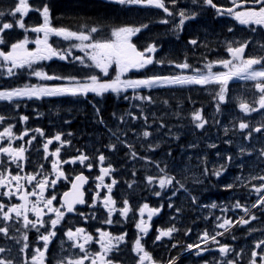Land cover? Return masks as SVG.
Segmentation results:
<instances>
[{
	"label": "flooded vegetation",
	"instance_id": "1",
	"mask_svg": "<svg viewBox=\"0 0 264 264\" xmlns=\"http://www.w3.org/2000/svg\"><path fill=\"white\" fill-rule=\"evenodd\" d=\"M165 1L147 0L145 54L153 98L166 97L154 88L153 74L175 70L181 63L183 42L191 43L189 51L205 48L204 60L190 57L187 61L194 71L204 67L209 72L215 68L216 54L208 39L217 30L225 36L242 21L264 32V3L226 14L207 11L210 2L205 0L201 13L205 21L189 20L176 28L175 21H168ZM220 1L212 0L224 7L260 0ZM132 37V33L119 35L123 51ZM226 55L233 58V52ZM127 63L124 56L120 64ZM254 97L264 113V86ZM44 98L6 99V107L0 108V227L9 256L3 264H59L63 241L69 258L64 261L69 264H264V194L259 197L264 176L257 178L260 186L254 189L245 173H217L210 165L212 157H195L186 163L179 157L151 156L144 165L157 173L138 172L123 156L107 151L115 148V140L96 137L104 130L90 123L88 108L75 122L68 118L45 125L43 116L49 108ZM186 164L194 166L195 177L178 172ZM75 191L83 193L85 204L69 214L64 198Z\"/></svg>",
	"mask_w": 264,
	"mask_h": 264
},
{
	"label": "rangeland",
	"instance_id": "2",
	"mask_svg": "<svg viewBox=\"0 0 264 264\" xmlns=\"http://www.w3.org/2000/svg\"><path fill=\"white\" fill-rule=\"evenodd\" d=\"M184 1L169 0L170 5H177L181 18L175 20L176 28L183 22L189 21L196 10L202 9L201 4L204 3L203 0H192L193 4L190 3L191 0ZM6 3L13 5L15 15L19 6H23V9L30 7L31 10L29 13L21 11L22 14L19 16L22 22H19L18 29L21 28L25 34L24 40L20 42L10 41L4 37L10 26L0 22V82L24 81L21 87L0 89V108L6 107V99L12 101L28 96H45L44 100L61 98L60 101L48 103L47 112L50 115L48 123L54 120L63 121L60 117L62 114L68 118H78L80 112L88 108L90 123H97L105 130L106 142L110 139L116 140L115 148L107 151L126 157L128 166L133 163L138 168V172L157 173L145 167L144 161L147 159L134 153L136 146L145 144L151 152L150 156L166 157L178 151L180 147L178 141L185 143L189 141L185 145L188 146L185 148L186 159L181 161L188 163L195 157H213L216 160L212 159L210 165L217 173L232 172V170L234 174H238L235 176L245 173L243 176L248 179L250 186L259 189L260 183L257 178L264 176V115L258 113L254 95L261 87L259 79L264 77V65L258 64L260 60H264V36L258 30L254 28L251 34L247 35L243 29L240 31L232 29L234 32L224 37L222 29H219L214 37H209L208 45L212 44L221 51L218 52V59L223 60L227 67L231 68L233 76L229 74V68L225 65L213 68L207 74L202 69L196 70L194 75L183 73L182 71L188 68L187 64L189 65L186 59L189 55V47L183 44L180 48L183 58L175 70L166 69L165 72L153 74L154 88L170 85L172 86L170 90H176L175 94L166 98L165 109L169 108L170 112L163 113L158 112L161 108L158 101L149 94L145 95V92H148V84L151 83V80H148L145 62L131 69H137L136 79H129L126 75L121 77L119 67H114V62L121 63L124 59L123 51L118 44L120 34L129 36L132 33L133 37L126 42L136 43L137 40L138 45L144 48L146 46L145 3L139 0L123 5L126 12L134 16V25L119 31L113 40L103 38L99 41L97 40L101 35L96 29L89 33L68 32L59 38L55 36L52 33L50 12L41 7L38 0H6ZM33 16L43 21L32 26L28 21ZM168 21L173 22L170 19ZM27 33L34 38L28 39ZM19 44L22 47H18ZM241 47L250 48L245 58L235 56L236 51ZM227 51L233 52V58L226 57ZM117 52L120 55H117ZM251 61H255L258 65L249 68L248 63ZM49 66L56 68L55 71L49 72L46 69ZM59 73L66 76L61 77ZM173 74L178 76L173 77ZM202 75L214 77L217 81L214 84L207 83L203 85L205 88H202L196 85L198 79L193 77ZM244 76L255 79L244 80L242 79ZM230 77L232 80L225 81ZM178 90L184 92L179 95ZM109 99H112L113 107L107 111L105 118L103 109L108 108ZM67 102L69 105L66 104ZM14 106L17 105L10 108ZM204 106L206 108L202 109ZM76 111V116H73ZM183 116L185 125L181 126L179 119ZM211 119L215 120L212 122ZM101 135V131L96 132V137ZM222 141L223 148L220 147ZM215 149L217 152L211 153ZM190 166L186 164L185 170L178 172H185L188 175H185L186 178L195 177L197 171L193 169V165ZM241 169L245 171L237 173V170ZM263 194L264 189L259 193V197ZM1 206L0 199V220ZM2 245L0 242V264L7 259ZM64 247L63 241V245L59 246L61 255L59 264H69V261H64L69 259L68 256L63 255Z\"/></svg>",
	"mask_w": 264,
	"mask_h": 264
},
{
	"label": "trees",
	"instance_id": "3",
	"mask_svg": "<svg viewBox=\"0 0 264 264\" xmlns=\"http://www.w3.org/2000/svg\"><path fill=\"white\" fill-rule=\"evenodd\" d=\"M38 3L51 12V18H53L52 25L55 29L77 34L89 33L96 29L101 35L100 39L97 41L103 40V38H105V40H107V38L113 40V35L118 29L131 27L135 22V18H129L130 15L128 16V12H126L125 8L108 0H38ZM207 11L213 12L212 9H208ZM13 13V5H8L6 0L5 2L4 0H0V22L1 24H7L12 29L11 30L9 27L4 37L8 38L10 41L20 42L24 40L25 34L22 29H18L19 22L21 21L19 12L17 11L16 15ZM42 21L43 20L36 19L33 16L28 23L33 26L40 24ZM27 35L30 40L34 38L31 34L29 35V33H27ZM59 75L61 77L66 76L63 73H59ZM23 83L24 81L0 82V89L18 88L21 87ZM148 94L149 92H145V95ZM198 98L203 100V97ZM108 101H110L108 108L103 109L105 110V118L107 111L111 110L113 107L112 99ZM159 103L161 105L166 104V100L159 101ZM83 116H85V114H83ZM83 119L82 117V120ZM137 152L141 155L148 154L146 149L140 146L137 147Z\"/></svg>",
	"mask_w": 264,
	"mask_h": 264
},
{
	"label": "water",
	"instance_id": "4",
	"mask_svg": "<svg viewBox=\"0 0 264 264\" xmlns=\"http://www.w3.org/2000/svg\"><path fill=\"white\" fill-rule=\"evenodd\" d=\"M264 2V0H260L259 3L257 4H254V5H261L262 3ZM246 4H239V5H236L234 6L233 8L231 9H222V8H218L220 10H224V11H227V12H234L236 10H238L240 7H243L245 6ZM126 52L127 54H131L132 55V65L135 66V65H138V64H141L144 60L143 58V55L142 53L139 52V50L137 49L136 45H129L126 49ZM245 54V50L243 49H239L236 53V55L238 57H243ZM73 196H77L78 199L73 202L72 201V197ZM84 198V195L83 193H80V192H74V193H68L65 198H64V201H65V204L67 205V207L69 208V211H72V207H76V206H79V205H82L84 202L83 200Z\"/></svg>",
	"mask_w": 264,
	"mask_h": 264
},
{
	"label": "bare ground",
	"instance_id": "5",
	"mask_svg": "<svg viewBox=\"0 0 264 264\" xmlns=\"http://www.w3.org/2000/svg\"><path fill=\"white\" fill-rule=\"evenodd\" d=\"M176 1H177V0H176ZM183 1H184V0H183ZM189 1H190V0H189ZM203 1H204V0H203ZM216 1H217V0H216ZM219 1H220V0H219ZM2 2H3V1H2ZM184 2H185V1H184ZM197 2H198V1H197ZM220 2H221V1H220ZM174 3H175V2H174ZM176 3H178V2H176ZM179 3H180V2H179ZM190 3L193 4V1L191 0ZM192 4H191V6H192ZM195 4H196V3H195ZM195 4H194V5H195ZM206 4H207V3H206ZM196 5H197V4H196ZM198 5L200 6V3H199ZM201 5H203V2H202ZM110 6H111V5H110ZM111 7H112V6H111ZM193 7H194V6H193ZM200 7H201V6H200ZM98 8H99V7H98ZM120 8H121V7H120ZM180 8H181V7H180ZM194 8H195V7H194ZM108 9H109V8H108ZM92 11H93V10H92ZM92 11H91V12H92ZM112 11H113V10H112ZM100 12H101V11H100ZM154 12H155V11H154ZM143 13H144V12H143ZM129 14H130V13H129ZM129 14H128V16H129ZM158 14H159V13H158ZM131 15H132V14H131ZM131 15H130V16H131ZM155 15H156V14H155ZM84 16H85V15H84ZM130 16H129V18H133V19H134V17H130ZM93 17H94V16H93ZM104 17H105V16H104ZM142 17H143V16H142ZM142 17H141V18H142ZM153 17H154V14H153ZM151 18H152V17H151ZM162 18H163V17H162ZM85 19H86V18H85ZM98 19H99V18H98ZM138 19H139V18H138ZM163 19H164V18H163ZM86 20H87V19H86ZM141 20H142V19H141ZM141 20H140V22H142ZM125 21H126V20H125ZM144 21H145V20H144ZM138 22H139V21H138ZM162 22H163V21H162ZM139 24H140V23H139ZM139 24H138V25H139ZM94 26H95V25H94ZM151 26H152V25H151ZM154 29H155V28H154ZM164 29H165V28H164ZM167 29H168V28H167ZM161 30H162V29H161ZM152 31H153V30H152ZM157 32H158V31H157ZM151 33H152V32H151ZM162 34H163V32H162ZM156 36H157V35H156ZM148 38H149V37H148ZM150 39H152V38H150ZM162 39H163V38H162ZM148 40H149V39H148ZM158 40H160V39H158ZM166 40H167V39H166ZM167 49H168V48H167ZM170 49H171V48H170ZM172 52H173V51H172ZM162 53H163V52H162ZM167 53H168V52H167ZM166 55H167V54H166ZM165 57H166V56H165ZM169 57H170V56H169ZM171 57H172V55H171ZM166 58H167V57H166ZM173 62H174V61H173ZM175 62H176V61H175ZM245 77H246V76H244V78H245ZM250 77H251V76H250ZM214 91H215V90H214ZM199 92H200V91H199ZM206 92H207V91H206ZM206 94H207V93H206ZM203 95H204V94H203ZM207 95L209 96L210 94H207ZM211 95H212V94H211ZM215 95H216V94H215ZM205 96H206V95H205ZM189 97H190V96H189ZM189 97H188V98H189ZM193 97H195V96H192V98H193ZM210 97H211V96H210ZM214 97H215V96H214ZM203 99H204V98H203ZM205 99H206V97H205ZM211 99H212V98H211ZM213 99H214V98H213ZM215 99H216V98H215ZM192 100H193V99H192ZM208 100H209V99H208ZM184 101H185V99H184ZM188 102H189V101H188ZM191 103H192V102H191ZM194 103H195V102H194ZM196 103H197V102H196ZM184 104H185V103H184ZM213 104H214V103H213ZM200 105H201V104H200ZM208 106H209V105H208ZM208 106H207V107H208ZM212 107H213V106H212ZM204 108H206V107L204 106L202 109H204ZM208 112H209V111H208ZM212 113H213V112H212ZM184 114H186V113L184 112ZM208 115H209V114H208ZM217 115H218V114H217ZM219 115H220V114H219ZM181 116H182V115H181ZM214 116H215V115H214ZM186 117H187V116H186ZM218 117H219V116H218ZM188 118H189V117H188ZM191 118H192V117H191ZM216 118H217V117H216ZM205 119H206V118H205ZM106 120H107V119H106ZM211 120H212V119H211ZM213 120H215V119H213ZM213 120H212V122H213ZM189 121H190V120H189ZM192 121H194V120L192 119ZM218 121H219V120H218ZM107 122H108V121H107ZM207 122H209L208 119H207ZM212 122H211V123H212ZM186 123H187V122H186ZM196 123H197V122H196ZM205 123H206V122H205ZM176 124H177V123H176ZM213 124H214V123H213ZM191 125H192V123H191ZM193 125H194V124H193ZM174 126H175V125H174ZM181 126H182V125H181ZM215 126H216V125H215ZM194 127H195V126H194ZM201 128H202V127H201ZM171 129H172V128H171ZM171 129H170V131H171ZM175 130H176V129H175ZM201 130H202V129H201ZM175 132H176V131H175ZM193 132H194V131H193ZM198 132H199V131H198ZM206 132H207V131H206ZM170 133H171V132H170ZM173 133H174V132H173ZM173 133H172V134H173ZM177 135H178V134H177ZM203 135H204V134H203ZM168 136H169V135H168ZM168 136H167V138H168ZM174 137H175V136H174ZM180 137H181V136H180ZM184 137H185V136H184ZM176 138H178V137H176ZM195 139H196V138H195ZM197 139H198V138H197ZM169 140H170V139H169ZM191 141H192V140H191ZM192 142H193V141H192ZM192 142H191V143H192ZM172 143H173V142H172ZM194 145H195V144H194ZM186 147H188V146H186ZM188 149H189V148H188ZM175 152H177V151H175ZM185 152H186V151H185ZM187 156H188V154H187ZM179 158H180V157H179ZM176 159H177V158H176ZM180 161H181V160H180ZM180 161H179V162H180ZM121 165H122V164H121ZM171 165H172V164H171ZM176 165H178V164H176ZM173 166H174V165H173ZM171 167H172V166H171ZM121 168H122V167H121ZM131 168H132V167H131ZM137 169H138V168H137ZM146 169H147V168H146ZM178 169H179V168H178ZM183 169H184V168H183ZM122 170H123V169H122ZM142 170H143V169H142ZM179 170H180V169H179ZM151 171H152V170H151ZM122 172H123V171H122ZM135 172H136V171H135ZM118 173H119V172H118ZM126 173H127V172H126ZM143 173H144V172H143ZM147 173H148V172H147ZM152 173H153V172H152ZM172 173H173V172H172ZM174 173H175V172H174ZM184 173H185V172H184ZM190 173H191V172H190ZM195 173H196V172H195ZM148 174H149V173H148ZM153 174H154V173H153ZM153 174H152V175H153ZM193 174H194V173H193ZM119 175H120V174H119ZM121 175H122V173H121ZM145 175H146V174H145ZM145 175H144V176H145ZM152 175L150 174V177H151ZM175 175H176V174H175ZM186 175H187V174H186ZM201 175H202V174H201ZM117 176H118V175H117ZM128 176H129V175H128ZM130 176H131V174H130ZM132 176H133V175H132ZM134 176H135V175H134ZM147 176H149V175H147ZM176 176H177V175H176ZM187 176H188V175H187ZM191 176H192V175H191ZM199 176H200V175H199ZM120 177H121V176H120ZM154 177H155V176H154ZM180 177H181V176H180ZM192 177H193V176H192ZM197 177H198V175H197ZM133 178H134V177H133ZM163 178H164V177H163ZM163 178H162V179H163ZM201 178H203V177H201ZM139 179H140V178H139ZM146 179H147V178H146ZM189 179H190V178H189ZM199 179H200V178H199ZM123 180H124V179H123ZM125 180H126V179H125ZM132 180H133V179H132ZM147 180H148V179H147ZM178 180H179V179H178ZM195 180H196V179H195ZM195 180H194V181H195ZM128 181H130V180H128ZM128 181H127V182H128ZM141 181H143V180L141 179ZM144 181H145V180H144ZM164 181H165V180H164ZM181 181H183V180H181ZM120 182H121V181H120ZM124 182H125V181H124ZM155 182H156V181H155ZM197 182H198V181H197ZM129 183H130V182H129ZM165 183H166V182H165ZM165 183L163 182V184H165ZM179 183H180V182H179ZM201 183H202V182H201ZM144 184H145V183H144ZM152 184H154V183H152ZM152 184H150V185H152ZM160 184H161V183H160ZM170 184H171V183H170ZM185 184H186V183H185ZM122 185H124V184L122 183ZM126 185H127V184H126ZM157 185H158V184H157ZM167 185H168V184H167ZM167 185H166V186H167ZM192 185H193V184H192ZM119 186H120V184H119ZM136 186H137V185H136ZM136 186H135V187H136ZM139 186H140V185H139ZM195 186H196V185H195ZM222 186H223V185H222ZM132 187H133V186H132ZM132 187H130V188H132ZM171 187H172V186H171ZM171 187H170V188H171ZM173 187H174V186H173ZM185 187H186V186H185ZM200 187H201V186H200ZM124 188H125V187H124ZM130 188H129V189H130ZM152 188H153V187H152ZM167 188L169 189V187H167ZM167 188H165V189H167ZM174 188H175V187H174ZM222 188H223V187H222ZM222 188H221V189H222ZM242 188H243V187H242ZM244 188H245V187H244ZM119 189H120V188H119ZM132 189H133V188H132ZM136 189H137V188H136ZM145 189H146V188H145ZM153 189H155V188H153ZM153 189H152V190H153ZM197 189H198V188H197ZM137 190H138V189H137ZM139 190H140V189H139ZM143 190H144V189H143ZM146 190H147V189H146ZM156 190H157V189H156ZM169 190H170V189H169ZM199 190H200V189H199ZM144 191H145V190H144ZM191 191H192V190H191ZM125 192H126V191H125ZM125 192H123V193H125ZM131 192H132V191H131ZM164 192H165V191H164ZM168 192H169V191H168ZM221 192H222V191H221ZM133 193H134V192H133ZM169 193H170V192H169ZM194 193H195V192H194ZM146 194H147V193H146ZM151 194H152V193H151ZM158 194H159V193H158ZM158 194H157V195H158ZM173 194H174V192H173ZM173 194H172V195H173ZM195 194H196V193H195ZM198 194H199V193H198ZM220 194H221V193H220ZM129 195H130V194H129ZM154 195H155V194H154ZM221 195H222V194H221ZM133 196H134V195H133ZM135 196H136V192H135ZM155 196H156V195H155ZM174 196H175V194H174ZM145 197H146V196H145ZM149 197H150V196H149ZM163 197H164V196H163ZM138 198H139V197H138ZM153 198H154V197H153ZM220 198H221V196H220ZM166 199H167V197H166ZM169 199H170V197H169ZM228 199H229V198H228ZM226 200H227V199H226ZM167 201H168V200H167ZM171 201H172V200H171ZM225 203H226V202H225ZM157 204H159V203H157ZM162 205H163V204H162ZM94 213H95V212H94ZM94 213H93V214H94ZM98 214H100V213H98ZM100 217H101V216H100ZM102 217H103V216H102ZM238 217H239V216H238ZM94 218H95V217H94ZM103 218H104V217H103ZM90 219H91V218H90ZM195 224H196V222H195ZM151 245H152V243H151ZM156 245H158V244L156 243ZM155 248H156V247H155Z\"/></svg>",
	"mask_w": 264,
	"mask_h": 264
}]
</instances>
